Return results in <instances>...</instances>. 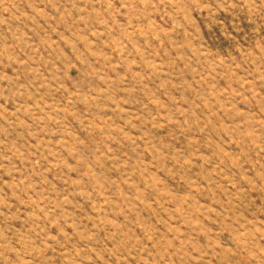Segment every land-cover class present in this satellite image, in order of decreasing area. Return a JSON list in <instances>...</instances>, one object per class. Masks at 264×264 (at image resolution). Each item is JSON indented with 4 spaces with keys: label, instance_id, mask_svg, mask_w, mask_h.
Here are the masks:
<instances>
[{
    "label": "rangeland",
    "instance_id": "obj_1",
    "mask_svg": "<svg viewBox=\"0 0 264 264\" xmlns=\"http://www.w3.org/2000/svg\"><path fill=\"white\" fill-rule=\"evenodd\" d=\"M0 264H264V0H0Z\"/></svg>",
    "mask_w": 264,
    "mask_h": 264
}]
</instances>
